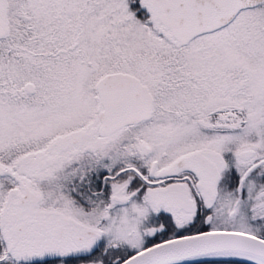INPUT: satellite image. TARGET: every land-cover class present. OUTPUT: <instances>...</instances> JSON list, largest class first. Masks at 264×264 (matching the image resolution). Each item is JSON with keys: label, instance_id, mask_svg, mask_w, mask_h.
Instances as JSON below:
<instances>
[{"label": "snow or ice", "instance_id": "snow-or-ice-1", "mask_svg": "<svg viewBox=\"0 0 264 264\" xmlns=\"http://www.w3.org/2000/svg\"><path fill=\"white\" fill-rule=\"evenodd\" d=\"M0 264H264V0H0Z\"/></svg>", "mask_w": 264, "mask_h": 264}]
</instances>
